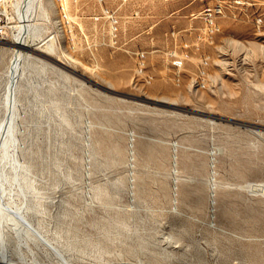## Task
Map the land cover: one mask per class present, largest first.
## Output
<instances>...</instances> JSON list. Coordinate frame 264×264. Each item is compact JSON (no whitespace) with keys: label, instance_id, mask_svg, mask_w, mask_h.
I'll list each match as a JSON object with an SVG mask.
<instances>
[{"label":"rangeland","instance_id":"obj_1","mask_svg":"<svg viewBox=\"0 0 264 264\" xmlns=\"http://www.w3.org/2000/svg\"><path fill=\"white\" fill-rule=\"evenodd\" d=\"M219 1L221 31L201 42L200 14ZM63 2L42 0V36L54 40L57 58L81 61L67 66L76 72L68 81L48 72L43 88L30 89V98L54 101L55 125L68 126L58 148L73 136L68 167L57 173L68 179L48 170L32 179L45 233L78 264H264V0ZM14 13L0 1V24H15ZM11 39L0 41V109ZM139 51L151 79L135 75L144 71ZM35 142L36 150L47 136ZM8 244L15 259L32 260L14 238Z\"/></svg>","mask_w":264,"mask_h":264},{"label":"bare ground","instance_id":"obj_2","mask_svg":"<svg viewBox=\"0 0 264 264\" xmlns=\"http://www.w3.org/2000/svg\"><path fill=\"white\" fill-rule=\"evenodd\" d=\"M0 1L7 3L9 0ZM10 1L16 15L9 16L8 19H15V24L10 26L0 24V41L5 40L8 35L12 38L10 46L6 47L12 55L2 99L5 105L0 109V264H78L72 259L70 249L65 247L60 239L55 240L45 233L36 215L38 210L35 208L36 198L29 195L32 192V179L40 177L45 170L54 172V177L60 181L68 179V175L57 173L65 172L68 167L67 154L73 143L70 139L73 136L70 134L68 139H64L68 146L58 148L59 135L69 134L68 126L55 125L54 120L57 116L53 107L54 101L30 98V89L43 88L44 83L51 80L48 72L56 73L63 82L68 81L71 75L67 71L76 72L67 66L73 67L72 61L75 63L77 60L66 52L62 54L71 60L64 61L57 58L54 40L42 36L44 25L38 17L40 9H43L42 0ZM63 3L69 5L68 0ZM206 14L207 7L200 16L204 17ZM51 58H57L53 60L61 66ZM179 80L180 78H177V81ZM193 80V86L197 88L204 86L205 68L199 69L197 77ZM23 89L27 90L23 91ZM41 94L45 95L43 92ZM40 133L47 136V143L38 144V149L35 150V140ZM261 189H264V186ZM9 237L16 240L18 251L23 248L30 251L32 260L29 258L27 260L23 254L19 255V260L15 259L9 253L8 247L12 248L8 244ZM40 250L45 252L49 262L37 255V251ZM119 263L146 264L142 259ZM86 264H112V262L105 259L100 262H86Z\"/></svg>","mask_w":264,"mask_h":264},{"label":"built area","instance_id":"obj_3","mask_svg":"<svg viewBox=\"0 0 264 264\" xmlns=\"http://www.w3.org/2000/svg\"><path fill=\"white\" fill-rule=\"evenodd\" d=\"M231 3L239 6L245 5L247 0H231ZM207 14L204 17H201L204 21V27L201 29V32L198 34V39L201 42H211L212 39L216 36L218 31H221V18L224 16L226 5L223 1L216 2L215 4L206 6ZM105 13H108L106 10ZM110 22L113 28V31L116 32L118 28V19L114 16V14H109ZM145 52L139 51L136 52L137 56V64H144V71L135 72V75H142L144 80L151 79L150 74H146V58ZM173 66V77L177 81V78H181L182 69H181V60L180 58H176L174 60H170ZM208 65V57L204 56L201 58V62L199 65V69L202 70Z\"/></svg>","mask_w":264,"mask_h":264},{"label":"water","instance_id":"obj_4","mask_svg":"<svg viewBox=\"0 0 264 264\" xmlns=\"http://www.w3.org/2000/svg\"><path fill=\"white\" fill-rule=\"evenodd\" d=\"M114 93L122 94V93H119V92H114ZM122 95H125V94H122ZM126 96L137 97V96H133V95H126ZM139 98H140V97H139ZM140 99H142V98H140Z\"/></svg>","mask_w":264,"mask_h":264}]
</instances>
